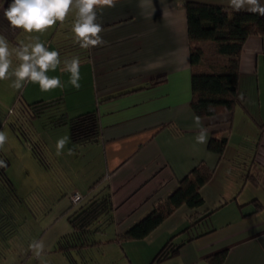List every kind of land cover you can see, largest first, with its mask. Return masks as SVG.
Here are the masks:
<instances>
[{
	"label": "crops",
	"instance_id": "0c3cea01",
	"mask_svg": "<svg viewBox=\"0 0 264 264\" xmlns=\"http://www.w3.org/2000/svg\"><path fill=\"white\" fill-rule=\"evenodd\" d=\"M3 1L0 32L11 36L22 33L9 27L3 16ZM186 1L116 0L114 7L97 9L106 43L89 50L80 48L76 56L81 61L80 88L72 87L69 74L57 69L48 75L59 76L63 89L36 90L43 100H59L49 108L59 107L58 117L88 110L98 115L95 140L73 141L67 123L53 127L55 135L61 133L60 138L70 137L66 145L68 181H74L72 194L79 197L75 201L71 197L69 215L91 198L108 192L113 204L109 224L117 227L116 235L150 212L182 176L204 161L213 170L200 189L204 202L197 208L181 205L149 234L164 226L155 235L159 237L170 228L165 237L168 239L177 233L176 220H189L195 210V216L210 212L204 220L211 222L209 231L191 239H185L188 232H181L185 236L178 241L185 240L178 253L158 264H209L206 258L222 250L225 255L221 264H264V71L260 72L264 69V35H249L243 44L238 104L233 112L209 118L212 126L206 118H200L201 125L208 129V139L212 128L228 136L220 156L209 150L207 143L195 139L199 128L190 106ZM194 1L232 8L229 0ZM260 3L264 6V0ZM68 15L72 24L75 12ZM62 26L65 31L61 39L51 43ZM49 30L37 37L42 42L44 34L50 32V41L42 43L58 51L62 61L72 58L68 56V16ZM18 44L16 40L10 45ZM69 149L74 154L69 155ZM253 200L260 206L251 212L255 208Z\"/></svg>",
	"mask_w": 264,
	"mask_h": 264
},
{
	"label": "rangeland",
	"instance_id": "374dc122",
	"mask_svg": "<svg viewBox=\"0 0 264 264\" xmlns=\"http://www.w3.org/2000/svg\"><path fill=\"white\" fill-rule=\"evenodd\" d=\"M71 21L68 15V56L76 57L81 49L71 31ZM64 31L63 26L57 29L53 38L56 41L51 40V43L58 42ZM50 32L44 34L42 42L50 41L51 35L47 37ZM0 34L10 44L16 40L19 43L33 42L40 35L24 32L13 36ZM263 71L262 68L261 74ZM11 84L12 80L0 81V130L8 136L0 155L9 162L5 170L11 183L7 185L5 180H0V264H158L153 258L166 241L170 228L159 237L155 234L164 226L146 237L119 241L115 235L117 227L105 223L102 230L89 237L90 244L71 251V260L58 249L61 236L71 230L68 216L73 205L71 194L75 190L74 181H68L66 146L57 155L56 138L59 139L61 133L55 135L53 127L59 107L31 118L22 107L41 99L36 92L39 86L27 83L21 90H16ZM39 142L43 144L41 160L32 153V147H37ZM192 217L176 220L177 232L188 225ZM210 226L208 221L193 230ZM181 234L174 241L185 236ZM40 240L45 247L43 255L37 258L29 245Z\"/></svg>",
	"mask_w": 264,
	"mask_h": 264
},
{
	"label": "trees",
	"instance_id": "16d2710c",
	"mask_svg": "<svg viewBox=\"0 0 264 264\" xmlns=\"http://www.w3.org/2000/svg\"><path fill=\"white\" fill-rule=\"evenodd\" d=\"M7 8L12 0H4ZM187 32L189 40V61L191 67V99L190 106L200 118L208 121L221 112L232 113L238 104L237 84L239 76V56L243 44L249 35H264V16L241 9L224 7L217 4L187 0L185 3ZM59 100L39 99L23 104V111L27 110L30 117H38L44 111L54 106ZM230 122V121H229ZM68 124L73 141L87 142L95 140L99 131L98 115L95 110H88L72 117L59 116L54 125ZM230 127V126H229ZM213 129L207 142V148L220 156L228 142L226 133ZM32 147V153L41 160L43 144ZM41 148V149H40ZM8 166L7 159L2 158ZM6 167L0 168V180L11 184L6 174ZM212 168L204 161H200L182 176L177 186L164 199L157 202L153 209L122 232L116 234V239H140L147 236L164 219L181 205L197 208L203 202L201 187L211 178ZM249 177L257 183L254 175ZM11 187V186H10ZM257 211L259 203L252 201ZM113 204L110 194L102 193L88 200L84 205L68 216L71 225L69 233L59 239V250L70 257L72 250H78L90 244L89 237L95 231L102 230L105 223L112 220ZM196 210L190 214L193 220L182 230L188 232L191 239L208 232L209 229H195L205 223L206 214L195 216ZM102 221V222H101ZM176 234L170 236L155 253L153 261L159 263L178 253L180 245L185 239L174 241ZM225 251H219L206 258L209 264H221Z\"/></svg>",
	"mask_w": 264,
	"mask_h": 264
},
{
	"label": "clouds",
	"instance_id": "9594fccd",
	"mask_svg": "<svg viewBox=\"0 0 264 264\" xmlns=\"http://www.w3.org/2000/svg\"><path fill=\"white\" fill-rule=\"evenodd\" d=\"M230 6L239 11L247 6V10L264 16V6L260 0H229ZM116 0H12L7 8H3V16L12 30L24 33H43L53 28L57 22L63 23L69 12H75L71 31L75 42L81 49L89 50L104 45L101 33L103 27L98 22L97 9L114 7ZM14 60L16 63L14 64ZM80 58H60L56 50H49L38 37L33 42H20L11 46L8 39L0 34V81L12 80L11 86L21 90L27 83L37 84L42 92L56 88L63 89L64 84L59 76H50L49 72L69 74L72 87L80 88ZM14 78V79H13ZM194 124L199 128L195 139L197 143L206 144L208 129L201 125L199 116L194 117ZM70 137L60 138L56 143L57 155H60L68 144ZM8 140L5 131L0 130V149ZM74 154L69 149V155ZM7 167L0 160V168ZM44 242L33 241L29 248L39 258L44 253Z\"/></svg>",
	"mask_w": 264,
	"mask_h": 264
},
{
	"label": "built area",
	"instance_id": "2783aa9c",
	"mask_svg": "<svg viewBox=\"0 0 264 264\" xmlns=\"http://www.w3.org/2000/svg\"><path fill=\"white\" fill-rule=\"evenodd\" d=\"M72 199L75 201V200H77L78 199V197H79V194L78 193H74V194H72Z\"/></svg>",
	"mask_w": 264,
	"mask_h": 264
}]
</instances>
